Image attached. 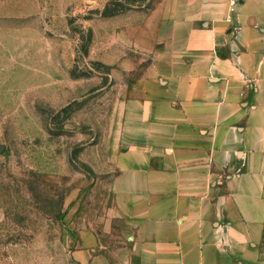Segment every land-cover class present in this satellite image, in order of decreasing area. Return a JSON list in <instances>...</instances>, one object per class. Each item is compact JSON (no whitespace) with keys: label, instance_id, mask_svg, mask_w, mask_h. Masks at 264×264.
<instances>
[{"label":"crops","instance_id":"0c3cea01","mask_svg":"<svg viewBox=\"0 0 264 264\" xmlns=\"http://www.w3.org/2000/svg\"><path fill=\"white\" fill-rule=\"evenodd\" d=\"M227 11L157 0L146 14L112 203L78 229L75 264H264V0L232 24Z\"/></svg>","mask_w":264,"mask_h":264},{"label":"rangeland","instance_id":"374dc122","mask_svg":"<svg viewBox=\"0 0 264 264\" xmlns=\"http://www.w3.org/2000/svg\"><path fill=\"white\" fill-rule=\"evenodd\" d=\"M156 1L0 0V264H75L106 218Z\"/></svg>","mask_w":264,"mask_h":264},{"label":"built area","instance_id":"2783aa9c","mask_svg":"<svg viewBox=\"0 0 264 264\" xmlns=\"http://www.w3.org/2000/svg\"><path fill=\"white\" fill-rule=\"evenodd\" d=\"M242 0H228V11L226 15V22L232 24L234 16L237 12L238 6Z\"/></svg>","mask_w":264,"mask_h":264},{"label":"trees","instance_id":"16d2710c","mask_svg":"<svg viewBox=\"0 0 264 264\" xmlns=\"http://www.w3.org/2000/svg\"><path fill=\"white\" fill-rule=\"evenodd\" d=\"M109 12H108V9L106 8V10H105V14H108Z\"/></svg>","mask_w":264,"mask_h":264}]
</instances>
